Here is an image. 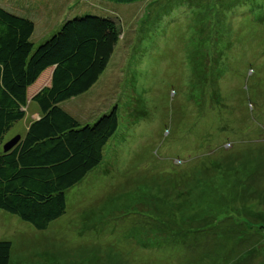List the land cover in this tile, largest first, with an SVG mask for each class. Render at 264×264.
I'll list each match as a JSON object with an SVG mask.
<instances>
[{
    "label": "rangeland",
    "instance_id": "obj_1",
    "mask_svg": "<svg viewBox=\"0 0 264 264\" xmlns=\"http://www.w3.org/2000/svg\"><path fill=\"white\" fill-rule=\"evenodd\" d=\"M0 1L38 9L35 46L83 10L121 30L61 105L82 125L118 108L102 162L45 230L0 210L9 264H264V0ZM24 110L6 139L39 117Z\"/></svg>",
    "mask_w": 264,
    "mask_h": 264
},
{
    "label": "trees",
    "instance_id": "obj_2",
    "mask_svg": "<svg viewBox=\"0 0 264 264\" xmlns=\"http://www.w3.org/2000/svg\"><path fill=\"white\" fill-rule=\"evenodd\" d=\"M31 9L38 11H13L0 2V210L42 231L65 213V192L100 165L118 128L116 106L82 125L61 105L96 84L121 30L114 17L83 10L35 46ZM29 102L39 117L4 152L7 133L24 119ZM10 252L11 242L0 241V264H9Z\"/></svg>",
    "mask_w": 264,
    "mask_h": 264
},
{
    "label": "water",
    "instance_id": "obj_3",
    "mask_svg": "<svg viewBox=\"0 0 264 264\" xmlns=\"http://www.w3.org/2000/svg\"><path fill=\"white\" fill-rule=\"evenodd\" d=\"M19 139H20V136H16V137L10 139L8 142H6L3 145V151L6 152V151L10 150L14 145L17 144V142L19 141Z\"/></svg>",
    "mask_w": 264,
    "mask_h": 264
},
{
    "label": "crops",
    "instance_id": "obj_4",
    "mask_svg": "<svg viewBox=\"0 0 264 264\" xmlns=\"http://www.w3.org/2000/svg\"><path fill=\"white\" fill-rule=\"evenodd\" d=\"M1 2V1H0ZM2 3V2H1ZM4 6V5H3ZM11 9V8H10ZM12 10V9H11ZM49 36V35H48ZM42 41V40H41Z\"/></svg>",
    "mask_w": 264,
    "mask_h": 264
}]
</instances>
